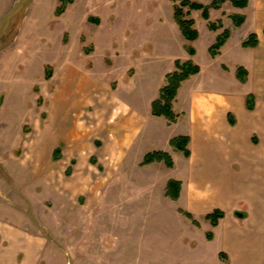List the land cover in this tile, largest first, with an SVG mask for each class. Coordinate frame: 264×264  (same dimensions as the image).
Here are the masks:
<instances>
[{
  "label": "rangeland",
  "instance_id": "374dc122",
  "mask_svg": "<svg viewBox=\"0 0 264 264\" xmlns=\"http://www.w3.org/2000/svg\"><path fill=\"white\" fill-rule=\"evenodd\" d=\"M60 6L59 0L0 1V221L16 231H0V250L15 245L17 264H25L33 242L43 248L44 259L34 250L32 264H107L106 247L112 250L113 239L125 250L123 259H114L117 264H179L170 251L160 258L155 247L150 251L153 223L134 222L153 214L140 208L143 196L125 206L101 200L107 196L101 191L111 173L125 170V158L117 159L125 155V117H151V101L176 70L173 59L188 57L193 47L204 71L197 88L235 92L238 51L250 27L237 30L227 18L224 30L232 37L222 57L214 59L209 50L222 33L210 31L209 22L194 12L200 38L190 45L168 0H73L57 16ZM219 20L221 12L213 11L210 21ZM105 107L113 110L108 118ZM95 118L104 126L91 134L86 129L97 128ZM73 121L70 135L86 137L81 149L62 131H70ZM182 129L163 130L156 151L166 152L167 139ZM159 166L165 181L173 178L165 164ZM79 169L89 178L83 191L73 193ZM202 190L209 193L207 182ZM129 192L140 196L132 186Z\"/></svg>",
  "mask_w": 264,
  "mask_h": 264
},
{
  "label": "crops",
  "instance_id": "0c3cea01",
  "mask_svg": "<svg viewBox=\"0 0 264 264\" xmlns=\"http://www.w3.org/2000/svg\"><path fill=\"white\" fill-rule=\"evenodd\" d=\"M226 8H230L231 12H227ZM213 11L221 12L219 21L223 25L222 30L214 33L229 31L224 30L227 18H231L233 23L234 17L245 18V23L240 28H236L234 24L237 30L250 27L241 41L237 60L238 69L242 68L247 72L246 82L242 83L239 80L237 72L238 82H231L237 91H202L197 88L198 79L204 75L201 69V73L183 83L178 92L173 107L175 113L180 116L177 124L169 125L166 119L153 117L152 113H150L152 118L137 115L134 119L130 115L126 116L125 155L117 158L120 161L125 158V170L121 169L108 176L111 180L106 182L105 189L101 191V194L106 192L107 196L101 200L122 201L127 206L126 201L130 204L131 201L136 202L135 200L143 196L144 201L140 208L151 209L153 214H147L150 215V219H138L134 222L139 226L145 222L149 225L153 223V235L148 247L152 252L155 247L157 252V254L153 252L155 258H160L163 253L170 251L171 255L179 257V264H264V0H248L246 8H236L232 0H227L220 10L210 11L208 22H211ZM252 34L258 37L257 48L243 49V42ZM229 41L222 48L220 55L214 59L222 57V52L228 47ZM195 42L188 43L192 45ZM196 55L197 52L194 56L189 54L191 60L189 56L174 58V66L176 61H192L198 65L195 62ZM223 68H226V73L230 77L229 68L225 65L222 66V70ZM229 82L227 80L224 84L229 85ZM249 96L254 98L253 110L248 107ZM157 99L151 101V111L152 104ZM129 109L127 108L128 112ZM119 110L121 111V108ZM110 111L113 115V110L105 107L107 118ZM115 114L116 117L119 115ZM95 120H98L95 126L97 128H85L91 131V134L102 130L104 126L100 118H95L94 122ZM230 120L234 121V125ZM74 123L77 121H73L70 131L67 130L66 133L65 128L62 131L65 138L72 140L81 149L80 146L84 145L86 137L83 138L81 134L78 137L70 135ZM180 126L183 129L179 136L168 138V145L164 148L165 153H168L175 163V167L169 170L173 175L172 179L164 180L165 171L159 166L162 163H155L143 169L129 168V165H141L149 153L158 152L156 151L158 144L165 139L163 130L167 127L175 130ZM181 136L190 138V158H186L183 152L171 146V141ZM254 139L257 141L256 144ZM115 143L119 144L118 141ZM57 150L55 149L54 153ZM87 178L88 171L79 169L75 176L77 185H74L72 192L83 191L87 186ZM114 178L118 180L113 185ZM170 181H178L182 185L178 201H172L165 196ZM206 182L210 186L209 193L202 190ZM131 186L140 192L139 197H134L129 192ZM217 210L224 212L225 218L217 227H213L205 218ZM180 211L191 214L199 226H195ZM238 214L246 217L240 218ZM202 219L207 222L206 227ZM111 223H114L112 219ZM13 226L6 221H0V231L6 235L12 231L16 235L15 228L11 230ZM209 233L213 234L211 241L207 238ZM144 239L146 240V237ZM112 241V250L106 247L107 264H117L114 259L120 256H123L121 258L123 259L125 256L124 248L121 245L116 246L115 241L113 239ZM37 246L35 247L33 242L27 245L25 264H32L34 250L40 255L42 253L40 257L44 259L43 248L41 252V247ZM221 255H225L227 260ZM17 260L15 245L0 250V264H17ZM162 263L164 262L161 261Z\"/></svg>",
  "mask_w": 264,
  "mask_h": 264
},
{
  "label": "trees",
  "instance_id": "16d2710c",
  "mask_svg": "<svg viewBox=\"0 0 264 264\" xmlns=\"http://www.w3.org/2000/svg\"><path fill=\"white\" fill-rule=\"evenodd\" d=\"M61 6L57 10V16L64 14L66 6L68 3H73V0H59ZM174 4V19L179 29L188 42H195L199 38V32L196 29V22L191 18L193 12H201L204 20L209 21L211 10H220L221 7L227 2V0H214L210 5H203L191 0H168ZM232 4L236 8H246L248 5V0H232ZM234 24L236 28H240L245 23L244 17H234ZM208 28L212 32H218L223 29L222 23L219 21L217 23L209 22ZM231 38V33L229 31H224L217 39V42L210 48L209 52L213 58L220 55L222 48ZM258 37L255 34L250 35L242 44L243 49H255L258 46ZM195 50L190 48L189 54L194 56ZM176 70L166 76L167 85L161 89L159 98L152 104V116L156 118H164L168 121L169 125H175L179 121L180 116L177 115L173 109L174 103L177 99L178 92L181 89L183 83L189 80L193 76H197L201 73V68L192 61L182 62L176 61ZM226 69V68H225ZM247 72L240 68L238 69V78L242 83L246 82ZM52 78V72H46V79L50 80ZM253 97L249 96L247 99L248 107L253 110ZM230 118V117H229ZM231 124L234 125V121L230 120ZM256 144V139L253 140ZM190 138L189 137H177L171 141V146L179 152H183L186 158H190L191 152L189 150ZM60 150L54 153V158L59 159ZM155 163H164L168 169H173L175 167L174 160L172 157L165 152H153L146 155L141 167H147ZM181 183L178 181H170L166 188L165 196L172 200L178 201L181 195ZM180 213L192 221L195 226H199V223L194 219V217L184 211ZM246 215H243L245 218ZM225 218V213L222 211H215L212 214L206 216V220L211 223L213 227H217L219 222ZM209 241L213 239V234L209 233L207 235ZM224 260H227L225 255H221Z\"/></svg>",
  "mask_w": 264,
  "mask_h": 264
},
{
  "label": "water",
  "instance_id": "95a60500",
  "mask_svg": "<svg viewBox=\"0 0 264 264\" xmlns=\"http://www.w3.org/2000/svg\"><path fill=\"white\" fill-rule=\"evenodd\" d=\"M238 216H239L240 218H242V217H243V215H241V214H238Z\"/></svg>",
  "mask_w": 264,
  "mask_h": 264
}]
</instances>
